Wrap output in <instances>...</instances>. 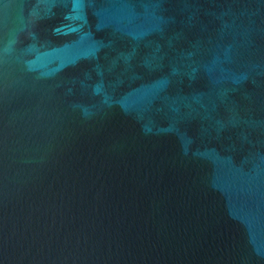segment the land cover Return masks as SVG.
<instances>
[{
	"label": "water",
	"instance_id": "water-1",
	"mask_svg": "<svg viewBox=\"0 0 264 264\" xmlns=\"http://www.w3.org/2000/svg\"><path fill=\"white\" fill-rule=\"evenodd\" d=\"M0 264H264V0H0Z\"/></svg>",
	"mask_w": 264,
	"mask_h": 264
}]
</instances>
